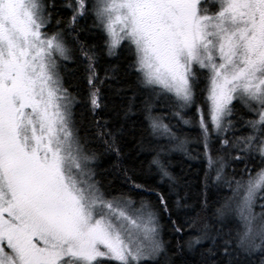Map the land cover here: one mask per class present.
Instances as JSON below:
<instances>
[{"label":"snow or ice","instance_id":"6c2138e0","mask_svg":"<svg viewBox=\"0 0 264 264\" xmlns=\"http://www.w3.org/2000/svg\"><path fill=\"white\" fill-rule=\"evenodd\" d=\"M97 30L99 42L81 36ZM121 52L124 68L101 64ZM69 63L82 99L65 86ZM125 136L153 153L174 200L136 182ZM174 151L205 164L194 202L168 170ZM164 216L196 235L173 247ZM178 257L264 264V0H0V264Z\"/></svg>","mask_w":264,"mask_h":264},{"label":"trees","instance_id":"16d2710c","mask_svg":"<svg viewBox=\"0 0 264 264\" xmlns=\"http://www.w3.org/2000/svg\"><path fill=\"white\" fill-rule=\"evenodd\" d=\"M67 15V12H65ZM92 23L91 19L81 21V25H90ZM82 38L86 39L88 43H96L99 42L98 30L97 34L89 35L88 33H81ZM125 52H121L119 56L108 57L104 55L101 59L102 65H120L121 68L125 66ZM65 78V86L69 88V91L74 95H78V98L82 99L87 95V87L86 83L83 79V69L78 64L69 63L65 71L63 72ZM101 75L103 73L101 72ZM102 95L106 98L105 103L108 102L110 97V91L107 87L102 88ZM197 103L203 104V95L198 91L197 92ZM77 118L79 119L81 114L84 116H88V113L85 111L84 105L77 104L74 109ZM192 113L189 112V115ZM137 117H133V120H136ZM171 119V122L177 126L178 129H182L189 137H195L197 134V130L188 128L187 126L178 124L175 119ZM167 122V121H166ZM136 140L131 136H125L122 148L125 153H127V158L124 163L126 166H129L135 170L134 179L137 183H143L146 186H150L152 188L157 189L158 191L163 192L165 195H168L171 200L175 199V192L170 191L169 182L165 179L161 182L160 175L156 170L155 166L151 164L153 153L148 151H140L136 148ZM193 144L189 143V151H192ZM114 159V157H105L101 162L103 168H107L109 166V161ZM168 161V170L169 172L175 176L180 178L181 187L178 189L181 195H187L189 202H194L199 193L202 190V178L203 172L205 168L204 162L200 160L190 159L189 156L185 152H179L175 155H171L167 157ZM258 163V162H257ZM186 182V183H185ZM144 198L153 203H156V197L152 193H144ZM172 219H176V213H173ZM161 224L163 225L162 236L165 241H170L173 247L177 240H185L189 236L196 235L195 229H185L184 234L178 235L172 232L171 224L168 221L167 216L161 220ZM186 259H191V254H187ZM179 257L177 258V262L179 264Z\"/></svg>","mask_w":264,"mask_h":264},{"label":"rangeland","instance_id":"374dc122","mask_svg":"<svg viewBox=\"0 0 264 264\" xmlns=\"http://www.w3.org/2000/svg\"><path fill=\"white\" fill-rule=\"evenodd\" d=\"M187 148H189V144L187 145ZM179 152H182V151H174V152H172L169 156H171V155H175V154H177V153H179Z\"/></svg>","mask_w":264,"mask_h":264}]
</instances>
